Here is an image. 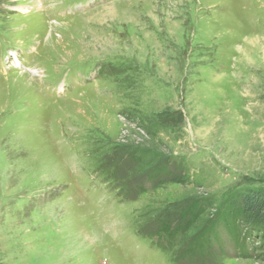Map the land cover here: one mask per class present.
<instances>
[{
	"label": "rangeland",
	"instance_id": "1",
	"mask_svg": "<svg viewBox=\"0 0 264 264\" xmlns=\"http://www.w3.org/2000/svg\"><path fill=\"white\" fill-rule=\"evenodd\" d=\"M249 190L264 0H0V264H264Z\"/></svg>",
	"mask_w": 264,
	"mask_h": 264
},
{
	"label": "trees",
	"instance_id": "2",
	"mask_svg": "<svg viewBox=\"0 0 264 264\" xmlns=\"http://www.w3.org/2000/svg\"><path fill=\"white\" fill-rule=\"evenodd\" d=\"M231 202H234L233 211H237L248 226L246 230L248 236L250 235L249 228L264 229V191L249 190ZM185 212L182 219L186 221L190 217L192 221L195 211L192 215L188 211Z\"/></svg>",
	"mask_w": 264,
	"mask_h": 264
},
{
	"label": "bare ground",
	"instance_id": "3",
	"mask_svg": "<svg viewBox=\"0 0 264 264\" xmlns=\"http://www.w3.org/2000/svg\"><path fill=\"white\" fill-rule=\"evenodd\" d=\"M52 40H54V39H52Z\"/></svg>",
	"mask_w": 264,
	"mask_h": 264
}]
</instances>
